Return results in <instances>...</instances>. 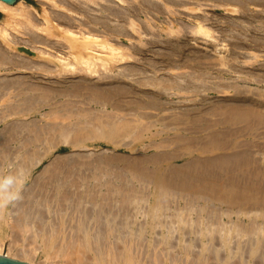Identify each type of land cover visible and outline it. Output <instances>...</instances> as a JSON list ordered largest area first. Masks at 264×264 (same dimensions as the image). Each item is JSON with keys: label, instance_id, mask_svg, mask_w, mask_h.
<instances>
[{"label": "bare ground", "instance_id": "obj_1", "mask_svg": "<svg viewBox=\"0 0 264 264\" xmlns=\"http://www.w3.org/2000/svg\"><path fill=\"white\" fill-rule=\"evenodd\" d=\"M37 1H42L45 4L49 3L51 4L49 6H53L55 9L59 8L58 10H61L63 14L58 13L59 11L55 12L53 7L54 12L49 14L53 16L55 21H59L57 23L51 21L50 17L47 16L48 11H46L49 6L45 8V4H40L43 18L38 17L41 22L38 23L37 21L35 24L33 17L37 12L33 7L26 5L8 6L0 1V12L3 14L0 19L2 23H0V74L2 72L7 74L12 70L20 71L22 74L12 79H9L7 75L5 77L4 75L3 77L0 76V102L1 99L4 102L0 106V123L9 117L27 118L30 116L27 121H23L24 119L19 121L14 119L12 121V119L11 122L3 123L4 125L1 127L0 179L15 176L23 180L33 167L39 165L47 154L60 145L77 149V156L74 154L75 156L68 155L55 159L53 157V160H48L50 163L47 167L43 165L45 168L40 172L38 171L39 174L36 177L32 175L30 185L24 191L22 190V198L6 208L0 209V257L36 264L33 257L39 250L40 262L38 261L37 264H57L55 263L56 260L60 264H264V222L253 221L251 225L248 226V223L247 226H244L239 224L240 220L235 217L236 220L233 219L229 223H223L222 219L226 215L223 213L224 210L220 213L216 207H211L208 211L209 208L206 206V202L197 199V197L196 199L186 200L185 204L183 206L179 205L178 208L165 206V203L157 198L158 196L152 201H148V198L143 196L148 192L147 185L149 183L147 184L143 177L137 179V177H140L136 175L138 174L136 172L138 166L131 167L133 173H136L134 177V174L128 175L129 173L121 170L119 164L117 167L115 165V158L117 157L113 156L112 158L109 154L105 155L104 150L96 155L78 153L80 150L85 152L89 146L100 142L111 144L114 148L122 147L131 151L139 150L144 139L142 133L143 131L149 133L148 129H151L149 133L151 136L155 134L160 136L165 134L164 132H188L187 128L177 127L179 123L176 126L174 124L170 126L164 122L165 118L153 119L154 122H149L152 120H150L151 114L148 113L150 110L147 109L152 111V108L155 107L153 108L155 112L168 114L167 110V112L164 111L167 109L164 105L169 106V101L160 104V101L165 99L166 96L170 97L181 92L189 94V89L198 92L203 88L205 92L203 73L206 72H201V74L198 72L201 67L197 66L198 68L194 69L197 71L196 75L194 72L189 75H176L171 79L159 81V78L150 77L149 73H146L148 67L153 70L156 69L155 61L149 59L147 53L151 52L152 54L151 49L154 50V48L168 42H175L173 44L178 50L184 46L180 43L183 38L186 40L187 34L190 38V41L187 40L189 43L201 40V45L206 46L205 48L210 47L218 54L224 53L226 51L222 47L223 41L222 44H219L218 37L227 36L226 34H229L230 29L241 34L242 24H247L244 28L252 35L253 32L251 28L249 30V27L264 31L262 26L255 25V21L258 24L263 23L259 21V18H255L257 19L255 20L252 16L253 19L251 20L249 17L253 13L246 17L247 15L244 12L249 5L258 7L259 10L264 9V0ZM201 3H211L209 6L222 8L230 16L239 15L236 16V19L234 18L235 22H232V24L226 22L227 24L224 27L219 28L216 26L218 20H212L215 16L211 19V16L210 18L207 17L208 14L205 15L204 12L199 14L201 7H203ZM190 4H193V7H190L192 6ZM92 5L98 8V16L89 13L94 11L91 8ZM254 7L253 9H255ZM176 9H185L189 13L186 17H181L178 14L180 12ZM93 13L96 14V10ZM87 14L91 17H88ZM72 15L74 17L75 15L82 16L86 21L84 23L79 21L75 26L74 22L78 20L74 18L75 21H73ZM84 24L100 26V29L103 28L104 32L100 30L102 35H100V32L96 34L98 30H87L86 27L84 29ZM241 27L242 29H240ZM212 29L217 30L216 32L220 33V36L214 37ZM226 30H228L227 33ZM261 33L264 34V32ZM134 34L139 38L143 35L148 37L147 42L142 43L139 38L137 41L135 40L136 43L131 42L134 39ZM262 35L258 36L262 38ZM247 36L244 38L249 39ZM229 37L231 38V35ZM177 41L180 43L178 42V44ZM236 41L239 42L240 40ZM244 42L246 41L244 40ZM244 42L242 47L239 46L243 52V49H246L245 51L251 53L254 51L259 52L258 54L260 52L264 53V44L260 45L261 40L259 46L257 45L259 48L251 45L245 48L243 47ZM21 45L30 47L36 53V60L21 54L18 51V46ZM143 48L149 49L144 51ZM176 50L173 51L176 52ZM169 51H172V49ZM180 51H183V49ZM189 53L192 54V52ZM233 53L230 59L232 63L233 59L236 63H234L235 67L231 70L236 76L234 79L230 78L232 82L227 83V86L216 85L211 87V90L214 91L217 87L219 91L215 90V92H219L218 94L225 95L227 93V96L230 95L232 102L229 105L226 104L228 107L224 109L217 108V111L219 114L220 111L221 113L222 111L225 112L223 116L227 117L230 124L235 125L233 132L238 137L251 138L248 140L249 143L246 146L244 145L245 149L242 152L235 156L232 155V159L236 163L247 165L255 162L251 150L254 149L257 152L264 153V141L257 143L252 140V137L256 138L258 136L260 130H263L261 136L264 139V64H256L255 67L252 64L250 65V63H253L252 60L259 57L258 54L251 56L250 53L249 56L251 57L248 56L249 61L244 60L245 64L249 63L247 65L253 68L245 71L242 66L244 62L240 64V61H237L239 53H237L238 55H233ZM244 53H242L243 56ZM205 56L207 57V55L199 52L195 59ZM180 60L182 59L180 58ZM180 60L178 64L181 67V62L184 60L181 62ZM196 60L195 63L198 62ZM228 62L230 60L225 61L221 58L218 67L221 65L224 66L223 68L225 66L232 68L231 63ZM158 65H161L160 61ZM173 66L171 65V67ZM195 66H192V68ZM202 68L205 70L204 67ZM26 71L30 73H26ZM246 77L252 79L251 82L256 84L255 88L251 89L246 86L248 81ZM206 83L205 85H210V83ZM137 86L145 89H139ZM146 88L153 89L151 90L153 92L151 96L145 93V90H148ZM170 90L172 93L168 94ZM183 95L182 97H186L185 94ZM179 96L181 97V95ZM170 101L172 104L174 103V101ZM189 102L192 101L189 100ZM196 105L200 107L197 103ZM169 108L171 110V107ZM205 111L203 110V112ZM203 116L207 117L206 114ZM182 118L186 119V117ZM215 118L217 119V117ZM193 119L194 121L197 120L195 117ZM193 119H191L192 124ZM57 120L59 122H55ZM143 120H146V122L144 121L145 124L141 122ZM64 121L68 122L65 123ZM193 131L195 133V130ZM167 137L163 138L167 139ZM155 143L151 141L147 147H160L159 144ZM10 145L15 147L12 148ZM142 146L140 149L144 148ZM147 147L145 146V148ZM211 147L212 149L215 148L213 145ZM215 160L217 162L219 159ZM144 161L142 162L144 163ZM6 166L7 168L12 167L13 172L3 176V170ZM132 177L136 178L139 186L134 184L136 182L132 183L133 180L136 181ZM145 177L147 178V176ZM151 184L154 185L152 182ZM170 186L172 185L169 184ZM138 188H140L139 191ZM165 199L166 197L164 202ZM243 213L242 216L245 215ZM157 227L161 230L157 231ZM6 239H10L8 244ZM24 244L32 245V250L30 249L31 251L28 250V252L25 251L26 249L21 251L20 249L17 250V247V249L13 248L14 246H20L22 249ZM5 245L8 247L6 248Z\"/></svg>", "mask_w": 264, "mask_h": 264}, {"label": "rangeland", "instance_id": "obj_2", "mask_svg": "<svg viewBox=\"0 0 264 264\" xmlns=\"http://www.w3.org/2000/svg\"><path fill=\"white\" fill-rule=\"evenodd\" d=\"M109 1H111V0H109ZM113 1V0H112ZM41 2V3H40ZM37 4H38V7H39V9L38 8H34L35 10H36V14L34 15V19L36 20H34V22H35V24L37 23V21H38V23L39 22H41V19L43 18L42 16V12L40 11L41 10V6H40V4H42V5H44L45 3H43L42 1H37ZM47 4V5H46ZM45 5H44V7L46 8L47 6H49V5H51V4H49V3H46ZM101 4H102V2H101ZM202 4V6L203 7H201L202 9H201V12H199V14H201L202 12H204V14L206 15V14H208L207 15V17H209L210 18V16H211V19L213 18V16H215L212 20L213 21H217V22H215V23H217V27H224L225 26V24H227V23H231L232 24V22H235L234 21V18L236 19V16L238 17V15L239 14H235L234 16H230V15H228V13H227V11H224L222 8H218V7H215V6H209V5H211V3H201ZM207 4V5H206ZM103 5H104V2H103ZM190 5H192V6H190V7H193V4H190ZM206 5V6H205ZM50 7V8H49ZM48 8H46V11H48L47 12V16L48 17H50V19H51V21L52 22H54V23H57L58 21H55V19H53V16L52 15H49L51 12H58L59 10V8H57V9H55L53 6H49ZM54 8V11H53V8ZM253 7L254 6H252L251 7V5H249V6H247L246 8H245V10H244V12H245V15H247L246 17H249L250 15H251V13H253L250 17H249V19H255V18H259L260 20L259 21H262L263 23H259L258 24V22L257 21H255V20H257V19H255L254 21L256 22L255 23V25L256 26H262V30H264V11H262V10H264V9H257L258 7H254L255 9H253ZM91 8L94 10L93 12H95V10H96V12L98 13V8L97 7H95V6H91ZM91 8H90V11H91ZM96 8V9H95ZM48 9H50V10H48ZM52 9V10H51ZM181 9V8H180ZM180 9H176V10H178V12H180V13H178V14H180L181 15V17H186L187 16V14L189 13V12H186V10L185 9H183V10H180ZM204 10V11H203ZM248 10V11H247ZM251 10V11H250ZM258 11L257 13H256V11ZM61 11V10H60ZM58 12V13H62V11L61 12ZM181 11H183V13H181ZM255 11V12H254ZM92 11L91 12H89V13H92V14H94V15H96V16H98L99 15V13L97 14H95V13H93ZM186 12V13H185ZM205 12H207V13H205ZM239 12H240V10H239ZM263 12V13H262ZM41 13V14H40ZM247 13V14H246ZM38 14V15H37ZM63 14V13H62ZM177 14V13H176ZM261 14H263V15H261ZM42 15V16H41ZM227 15V16H226ZM259 15V16H258ZM35 16H37V17H35ZM87 16L88 17H91V15H89V14H87ZM226 16V17H225ZM252 16H253V18H252ZM255 16H257V17H255ZM261 16V17H260ZM3 17V14L0 12V19ZM38 17H42L41 19L40 18H38ZM72 17H73V21H75V20H78L77 22H74V25L75 26H77V24H78V22L79 21H81V22H85L86 20L82 17V16H76L75 15V17H74V15H72ZM225 17V18H224ZM230 19H229V18ZM232 17V18H231ZM38 18V19H37ZM74 18H75V20H74ZM82 18V19H81ZM225 19V21H224V19ZM217 19V20H216ZM229 19V20H228ZM84 20V21H83ZM221 20H222V22H221ZM226 20H228V21H226ZM231 20V21H230ZM220 22V23H219ZM227 22V23H226ZM114 24V23H113ZM222 24V25H221ZM261 24V25H260ZM56 25V24H55ZM85 26H84V29H86L87 28V30L88 29H90V30H98L97 32H96V34H99V32H100V35H102V32H104L103 31V28H101L100 29V26L98 27V26H95V25H93V24H88V25H86V24H84ZM90 25V26H89ZM219 25H221V26H219ZM235 25V24H234ZM243 25V26H242ZM241 26L243 27V30H241V34H242V37H241V34H238V33H236L235 31H233V30H226V33H227V31L229 32V34L231 35V38L229 37L230 35L227 33H224V34H226L227 36H228V38H226L227 36H224V37H218V42H219V44H222L223 46V48L225 49V51L226 52H224V53H215L213 50H211V48L210 47H207V48H205L206 46H202L201 45V40H197V42L195 41H192L191 43H189V34H187L186 36V40H185V38H183V40H182V42L180 43L179 41H177V43L179 42L181 45H184V46H186V47H184V46H182L181 48H179L178 50H176V48H175V45L173 44V43H175V42H171L172 43V45H171V43L170 42H168L167 44H164V45H162V46H160V47H156V48H154V50L153 49H151L152 51H153V53L151 54V52L149 53H147V57L150 59H152L153 61H155V63L157 64V66H156V64H155V67H156V69H152V68H146V73L151 77H157V78H159L158 80L160 81V80H167L168 78L169 79H171V78H173V76L175 77L176 75H179V76H181V75H189V74H191V73H194L195 75H196V72L197 71H195L194 69H197L199 66L201 67L200 69L201 70H199L198 72H206V73H203V77H204V88L206 87V91L204 92L203 91V88H201V90H199L198 92H196V91H194V90H192V89H189V94L188 93H176V95H171L170 97L169 96H166V101H165V99H163V100H161L160 102V104H164V103H168V101H169V106L167 105V104H165L164 106L167 108V109H165L164 111H168V114L167 113H157V112H155L154 111V109L153 108H155V107H153L152 108V111H151V109H147V110H150V111H148V113H150L151 114V119L150 120H152V121H149V122H154V120L155 119H161V118H165L164 119V122H166L167 124H169L170 126L172 125V124H174L175 126L176 125H178V123H179V125L177 126V127H180V128H187L188 129V132H183V133H174V132H164L165 134H163V135H149V133H150V130L151 129H148V132L149 133H147V132H145V131H143V133H142V135L144 136V139L142 140V145H140V147L142 146V148L143 149H140V147H139V150H134V151H131V150H129V149H127V148H122V147H118V148H114V147H112V145L111 144H104L103 142H100V143H94L92 146H89L88 147V149H86L85 150V152H83V151H78V153H80V154H82L83 155V153H90V154H94V155H96V154H98V153H100L101 151L103 152V150L105 151V155L107 154H109V156L110 157H112L113 158V156H115V157H117V158H115L116 160H115V165L117 166L118 164V166L120 167V169L121 170H123V171H126V173H129L128 175H132V174H134L133 173V170L131 169V167L132 166H138V171H136V172H138V174H136L137 176H140V177H137V179H139V178H142L143 177V179L144 180H146V182H147V193H146V195L145 194H143V195H145V196H143V197H145V198H148V201H152V199H154V198H156L157 196V198H160L161 199V202H163V203H165L164 205L165 206H169V207H171V208H178V206L179 205H181V206H183V204H185V201L186 200H189V199H191V198H194V199H196V197H197V199H201V201H203V202H206V206L209 208L208 209V211L210 210V208L211 207H216L218 210H219V212L221 211V212H223V210H224V212L223 213H225L226 215V218H225V216L223 217V219H222V222L223 223H229L230 222V220H236L235 219V217L236 218H238L240 221H239V224H242V225H244V226H247V224H248V226L249 225H251L252 224V222L253 221H256V222H264V194H263V192H264V179H262V178H264V153H261V152H257V151H255L254 149L253 150H251V155H253L252 157L254 158V160H255V162H251V164H247V165H239L238 163H236L233 159H232V157L233 156H235L236 154H238L239 152H242L244 149H245V147H244V145L246 146L247 145V143H249V141L248 140H250L251 138H249V137H245V136H239L238 137V135L237 134H235V132H233V128H235V125H232V123L230 124V122L229 121H227V117H224L223 115H224V111H222V113H221V111H220V114L218 113V111H217V108H222V109H224V108H227L228 106L227 105H229L231 102H232V99H231V97H229L230 95H228L227 96V93L224 95V94H222V93H220V94H218L219 92H215V90H217V91H219V88L217 89V87L215 88V90L213 91V90H211L212 88L211 87H214V86H218V85H225V86H227L228 84H229V82H232V79H234V77L236 76L235 75V73H233V70H231V69H233V67H235V65H234V63H236V62H234V59H233V63H232V61H231V59L230 58H232V53H233V55H238L237 53H239V59H243V60H237V61H240V64L242 63V62H244V64L242 65L243 66V68H245L244 70L246 71V70H250L249 68H253V67H255V65L256 64H264V57H262V56H264V53L263 52H260V54H258L259 52H253V53H251V52H249V51H245L246 49H243L244 50V52L242 51V49H240L239 48V46H241L242 47V43L244 42V40L246 41V42H244V46L243 47H248V45H251V46H256L257 48H259L258 46H259V44H260V40H261V46L264 44L263 42H264V34L263 33H261V32H264V31H259V30H254V28L252 29V27H249V30H250V28H251V30H252V32H253V35H252V33L250 34V32H248V31H246V29L244 28L245 27V25H247V24H242ZM88 26V27H87ZM94 26V27H93ZM86 27V28H85ZM96 27V28H95ZM242 27L240 28V29H242ZM222 29V28H221ZM225 29V28H224ZM223 29V30H224ZM60 30V29H59ZM58 30V31H59ZM102 32H101V31ZM213 30V32H214V37H217V35L218 36H220V33H218V32H216L217 30H215V29H212ZM61 31V30H60ZM244 32V33H243ZM255 32H257L256 33V35H254L255 34ZM246 33V34H245ZM248 33H249V35H248ZM259 33V34H258ZM233 34H234V36H233ZM240 35V36H238V35ZM245 36H244V35ZM262 35V38H261V36H258V35ZM135 36H133V41L131 40V42H135L136 43V41L138 40V36L136 35V34H134ZM249 37H248V36ZM252 35V36H251ZM223 36V35H222ZM247 36V38H249V39H246V38H244V37H246ZM255 36V37H254ZM234 37H237V38H234ZM137 38V39H136ZM232 38H233V40H232ZM239 38V39H238ZM258 38V39H257ZM261 38V39H260ZM139 39H141V42L142 43H145V42H147V40H148V37H144V35L143 36H141V38H139ZM224 39V40H223ZM244 39V40H243ZM252 39V40H251ZM253 39H256V40H254L253 41ZM136 40V41H135ZM185 40V41H184ZM187 40H189V41H187ZM236 40H240L239 42L238 41H236ZM184 41V42H183ZM187 41V42H186ZM223 41V42H222ZM236 41V42H235ZM251 41V42H250ZM55 42H57V43H59L58 41H56L55 40ZM222 42V43H221ZM237 42H238V44H237ZM257 42V43H256ZM134 43V44H135ZM178 43V44H179ZM184 43V44H183ZM235 43V44H234ZM247 43V44H246ZM253 45H252V44ZM256 43V44H255ZM240 44V45H239ZM246 44V45H245ZM167 45V46H166ZM226 45V46H225ZM238 47V48H235L236 46ZM258 45V46H257ZM170 46V47H169ZM173 46V47H172ZM234 46V47H233ZM138 47H140V46H138ZM162 47V48H161ZM165 47V48H164ZM184 47V48H183ZM189 47H190V49H189ZM225 47H227V48H225ZM194 50H192V49ZM203 48V49H202ZM205 48V49H204ZM228 48H229V50H228ZM144 49V51H146V49H149V48H143ZM164 49V50H163ZM167 49V50H166ZM172 49V51H169V50H171ZM183 49V51H180V50H182ZM187 49V50H186ZM223 49V50H224ZM233 51H232V50ZM236 49V50H235ZM242 51V53H244L245 55H246V57L244 58V56L242 55V53H241V51ZM160 52H159V51ZM163 50V51H162ZM173 50H176V52L175 51H173ZM185 50V51H184ZM196 50V51H195ZM197 50H198V52H197ZM235 50V51H234ZM239 50V51H238ZM18 51L21 53V54H24L25 56H27V57H29L30 59H33V60H36V53L30 48V47H28V46H25V45H21V46H18ZM162 51V52H161ZM232 51V52H231ZM238 51V52H237ZM173 52V54H171ZM189 52H192V54L191 53H189ZM203 53V54H205V55H207V57L205 58V57H203V58H197V60L195 59L196 57H197V53ZM222 52V51H221ZM229 52H231V53H229ZM246 52H248V53H246ZM174 53H175V55H174ZM178 53H180V54H178ZM236 53V54H235ZM241 53V54H240ZM252 54L251 56H253V55H257V56H259L258 58H260V59H256V60H252V62L254 63H250V65L252 64V66H250V65H247V64H249V63H246L245 64V60L246 61H249V58L251 57V56H249V54ZM156 54V55H155ZM184 54V59H183V57H182V55ZM159 55V56H158ZM170 55V56H169ZM180 55V56H179ZM191 55V56H190ZM196 55V56H195ZM215 55V56H214ZM223 55H224V57H223ZM242 55V56H241ZM158 56V57H157ZM176 56V57H175ZM178 56V57H177ZM185 56H187V57H185ZM188 56H190V57H188ZM193 56V58H191ZM228 56H230V57H228ZM248 56H249V58H248ZM160 57H161V59H160ZM209 57V58H208ZM216 57V58H215ZM220 57V58H219ZM228 57V58H227ZM241 57V58H240ZM138 58V57H137ZM170 58V59H169ZM180 58L182 59V60H184V61H182V60H180ZM188 58V59H187ZM191 60H190V59ZM221 58L222 59H224L225 61H229L230 60V62H228L229 64L231 63V65H232V68H228L227 66H225V68H223L224 66H221L220 65V67H218L219 66V61L221 60ZM226 58V59H225ZM174 59V60H173ZM177 59V60H176ZM180 60V62L182 63L181 64V67H180V65L178 64V61ZM187 61H186V60ZM196 61H198L197 63L198 64H200V65H198L197 63H195V60ZM204 59V60H203ZM245 59V60H244ZM248 59V60H247ZM157 60H158V62H157ZM163 61V63H162V61ZM212 60V61H211ZM215 60H216V62H215ZM261 60V61H260ZM159 61H160V64L161 65H158L159 64ZM166 61H167V63H166ZM174 61V62H173ZM199 61H201V62H199ZM206 61H209V62H206ZM215 62V64H218L217 66L214 64V62ZM251 61V60H250ZM258 61V62H257ZM187 62H190V63H188V64H190V65H188L187 64ZM203 62V63H202ZM206 62V63H205ZM212 62V63H211ZM259 62H261V63H259ZM174 63H176V64H174ZM183 63H184V65H183ZM205 63V64H204ZM166 64H168L167 66H165ZM186 64V65H185ZM213 64V65H212ZM171 65L173 66V67H171ZM183 65V66H182ZM196 65V66H195ZM212 65V66H211ZM234 65V66H233ZM165 66V67H164ZM176 66H177V68H176ZM184 66H185V68H184ZM188 66V67H187ZM192 66H195V67H193L192 68ZM198 66V67H197ZM159 67H161L162 68V70H161V68H159ZM164 67V68H163ZM168 67V68H167ZM170 67V68H169ZM180 67V68H179ZM202 67H204V69L205 70H203V68ZM206 67H208V68H206ZM173 70H172V69ZM184 68V69H183ZM115 69V68H114ZM152 69V70H151ZM183 69V70H182ZM228 69V70H227ZM165 70V71H164ZM167 70V71H166ZM182 70V71H181ZM231 70V71H230ZM149 71V72H148ZM156 71H158V72H156ZM184 71V72H183ZM190 71V72H189ZM220 71V72H219ZM226 71V72H225ZM152 72H154V73H152ZM162 72V73H161ZM168 72V73H167ZM183 74H182V73ZM24 73V72H23ZM26 73H30V72H27L26 71ZM158 73V74H157ZM168 75H167V74ZM160 74V75H159ZM162 74H163V76H162ZM202 74V73H201ZM201 74H199V75H201ZM205 74V75H204ZM207 74V75H206ZM3 75H4V77L7 75V77L9 78V79H12V78H15L16 76H19V75H22L21 73H20V71H16V70H12V71H10V72H8L7 74H6V72H2L1 74H0V76L1 77H3ZM159 76V77H158ZM161 76V77H160ZM166 76H168V77H166ZM21 77V76H20ZM206 77V78H205ZM220 77V78H219ZM223 78L225 79L224 81H223ZM230 78H232V79H230ZM245 78V77H244ZM209 79V81H207ZM246 79L248 80H246L247 82V84H246V86H249V88H255L256 86V84L254 83V82H251V80H250V78L249 77H246ZM217 80V81H216ZM218 80H220V81H218ZM227 80H229V81H227ZM231 80V81H230ZM214 81V82H213ZM242 81V80H241ZM241 81H239V82H241ZM206 82H208V83H210V87L208 86V85H205V84H207ZM211 82H212V84H211ZM221 84H220V83ZM228 83V84H227ZM260 85V84H259ZM208 86V87H207ZM263 86H264V83H263ZM139 89H145L144 87H140V86H137ZM210 88V89H209ZM146 89H148V90H145L146 92L145 93H147L148 95L150 94V96H151V93H153V92H151V90H153V89H150V88H146ZM208 90V91H207ZM149 93H148V92ZM203 91V92H202ZM230 91V90H229ZM169 93L168 94H170V93H172V91L170 90V91H168ZM191 92H193L192 93V95H191ZM203 93H204V95H203ZM183 94H185L186 95V97H182V96H184ZM197 94V95H196ZM218 94V95H217ZM231 94V93H230ZM179 95H181V97L179 96ZM202 95V96H201ZM214 96H216V97H214ZM225 96V97H224ZM177 97V98H176ZM195 99H194V98ZM199 98V99H197V98ZM200 97H201V99H200ZM206 97H207V100H206ZM218 97V98H217ZM221 97V98H220ZM224 97V98H223ZM168 98V99H167ZM188 98H190V99H188ZM203 98V99H202ZM212 98V99H211ZM186 99V100H185ZM209 99V100H208ZM230 101H229V100ZM3 99H1V102H0V106L1 105H3L4 104V102L2 101ZM11 100V99H10ZM170 100H172V101H174V103L172 104V102L170 101ZM179 101L178 103H179V105L177 104V101ZM185 100V101H184ZM189 100L190 101H192V102H189ZM199 100V101H198ZM201 100V101H200ZM164 101V102H163ZM181 101H183L182 102V104H181ZM203 101V102H202ZM204 101H205V103H204ZM226 101V102H225ZM6 102V101H5ZM176 102V103H175ZM195 102V103H194ZM217 102V103H216ZM196 103L200 106V107H198L197 105H196ZM200 103V104H199ZM177 104V105H176ZM194 104V105H193ZM227 104V105H226ZM181 105H183V106H181ZM204 105V106H203ZM153 106V105H152ZM151 106V107H152ZM174 106H176V107H174ZM193 106V107H192ZM169 107H171V110H170V108ZM197 109H196V108ZM207 107H209V108H207ZM169 108V109H168ZM173 108H175V109H173ZM179 108H181V109H179ZM193 108H194V110H193ZM214 108V109H213ZM216 108V109H215ZM179 109V110H178ZM187 109H189V110H187ZM191 109V110H190ZM196 109V110H195ZM146 110V111H147ZM184 110V111H183ZM203 110L206 112H203ZM154 111V112H153ZM166 111V112H167ZM177 111V112H176ZM185 111H187L186 112V114H185ZM179 112V113H178ZM181 112V113H180ZM184 112V113H183ZM191 112V113H190ZM193 112V113H192ZM201 112V113H200ZM211 112V113H210ZM218 113L217 115H216V113ZM152 113H153V115H154V113H155V115L153 116L152 115ZM175 113V114H174ZM206 114V116L207 117H204L203 115H205ZM207 113H208V115H207ZM210 113V114H209ZM158 114V115H157ZM172 114V115H171ZM179 114V115H178ZM182 114H183V116H182ZM194 114V115H193ZM164 115V116H163ZM167 115V116H166ZM189 115V116H188ZM201 115V116H200ZM211 117H210V116ZM161 116V117H160ZM166 116V117H165ZM177 116V117H176ZM195 117V119H199L198 121L197 120H195L194 121V117ZM197 116H199L200 118H198ZM214 116V117H213ZM221 116V117H220ZM157 117V118H156ZM174 117H175V119H174ZM182 117H186V119L185 118H182ZM215 117H217V119L215 118ZM218 117H219V120H218ZM30 118V116H28L27 118H21V117H9V118H7L4 122H2V123H0V131H1V127H3V123H5V122H11L10 120H12V121H14V119H16V121H19V120H23V121H27L28 119ZM170 120V122H169V120ZM180 118V119H179ZM190 118V119H189ZM202 118V119H201ZM223 118V119H222ZM226 118V119H225ZM39 119V118H38ZM154 119V120H153ZM167 119V120H166ZM179 119V120H178ZM185 121H184V120ZM191 119H193V124H192V120ZM204 119V120H203ZM214 120H215V122H214ZM221 120H223V121H221ZM136 121H137V119H136ZM146 122V120H143V121H141L143 124H145V122ZM186 121H187V125H186ZM189 121H191V122H189ZM206 123V124H204L203 125V123ZM220 121V122H219ZM227 121V122H226ZM55 122H59L58 120L57 121H55ZM65 123H67L68 121H64ZM197 122V123H196ZM158 123V122H157ZM200 123V124H199ZM210 123H212V124H210ZM184 124H185V126H184ZM196 124V125H195ZM207 124H209L208 125V127H207ZM216 124V125H215ZM224 124V125H223ZM191 125H193L192 127H191ZM198 125V126H197ZM201 125V126H200ZM143 126V125H142ZM141 126V127H142ZM173 126V125H172ZM195 126V127H194ZM213 126V127H212ZM144 127V126H143ZM189 127H190V129L192 130H190L189 129ZM194 127V128H193ZM206 129V130H205ZM193 130H195V133H194V131ZM202 130H203V132H202ZM205 130V131H204ZM216 130V131H215ZM136 132H137V130H135ZM134 131V132H135ZM140 131V130H139ZM189 131H191V132H189ZM201 131V132H200ZM145 132V133H144ZM193 132V133H192ZM197 132H199V133H197ZM208 132V133H207ZM262 132H263V130H260L259 132H258V136L255 138H253L252 137V140H254L255 142H257V143H262L263 141H264V139H263V136H261L262 135ZM175 134V135H174ZM179 136H178V135ZM214 134V135H213ZM235 134V135H234ZM260 134V135H259ZM170 135V136H169ZM175 136V138H174V136ZM177 135V136H176ZM168 136V137H167ZM188 136V137H187ZM219 136H221V137H219ZM226 136V137H225ZM233 136V137H232ZM163 137H167V139L166 138H163ZM170 137V138H169ZM198 137V138H197ZM213 137V138H212ZM238 137V138H237ZM163 138V139H162ZM169 138V139H168ZM171 138H173V139H171ZM179 141H178V140ZM181 139H182V141H181ZM217 139V140H216ZM218 139H220V140H218ZM160 140V141H159ZM166 140V141H165ZM190 140V141H189ZM151 141L153 142H156L155 144H159V146L160 147H158V148H151V147H147V146H149V142L151 143ZM157 141H158V143H157ZM244 141V142H243ZM160 142V143H159ZM175 144H173V143ZM184 142V143H183ZM187 142V143H186ZM214 142H215V145H214ZM220 142V143H219ZM171 143V144H170ZM202 143V144H201ZM246 143V144H245ZM145 144H147V145H145ZM160 144H162V145H160ZM165 144V145H164ZM177 144H178V146H177ZM182 144V145H181ZM186 144V146H184ZM169 145V146H168ZM174 145V146H173ZM190 147H189V146ZM191 145H192V147H191ZM215 146V148H217V149H215V148H213L212 149V147L211 146ZM223 147H222V146ZM12 148L13 147H15L14 145H10ZM145 146L147 147V148H145ZM162 146V147H161ZM168 146V147H167ZM177 146V147H176ZM180 146V147H179ZM182 146V147H181ZM221 146V147H220ZM187 147V148H186ZM209 147V148H208ZM90 148V149H89ZM182 148V149H181ZM194 148V149H193ZM145 149H147V150H145ZM157 149V150H156ZM173 149V150H172ZM175 149V150H174ZM113 150V151H112ZM161 150V151H160ZM75 151V152H74ZM190 151V152H189ZM252 151H254V152H252ZM73 152V153H72ZM112 152V153H111ZM72 153V154H71ZM118 153V154H117ZM138 153H139V156H140V158H139V156H138ZM154 153V154H153ZM77 154V149H72V148H69V147H67V146H65V145H60L59 147H57L54 151H52V152H50L49 154H47L45 157H44V159H43V161L39 164V165H37V166H35V167H33L32 168V170H31V172H29L28 173V176L26 177V178H23V188H22V190L24 191L26 188H27V186H29L30 185V180L33 178V176L32 175H34V177H36L38 174H39V172L43 169V168H45V167H47L48 166V164L50 163L49 161H51V160H53L52 158L54 157V159L55 158H61V157H64V156H68V155H71V156H75V155ZM133 154H135V155H133ZM174 154V155H173ZM84 155H86V154H84ZM133 155V156H132ZM147 155V156H146ZM212 155V156H211ZM233 155V156H232ZM58 156V157H57ZM77 156V155H76ZM90 156V155H89ZM122 156V157H121ZM181 156V157H180ZM222 156H224L223 158H222ZM125 157V158H124ZM209 157V158H208ZM151 158V159H150ZM140 159V160H139ZM150 159V160H149ZM214 159V160H213ZM215 159H219L217 162H216V160ZM49 160V161H48ZM139 160V161H138ZM145 160V161H144ZM155 162H154V161ZM159 160V161H158ZM186 160V161H185ZM142 161H144V163L142 162ZM230 161V162H229ZM145 162H146V165H145ZM215 164H214V163ZM228 162V163H227ZM258 162V163H257ZM149 163V164H148ZM261 163V164H260ZM263 163V164H262ZM134 164V165H133ZM143 164V165H142ZM154 164V165H153ZM202 164V165H201ZM207 164V165H206ZM217 164V165H216ZM45 167H44V166ZM146 166V168H145V166ZM148 165V166H147ZM204 165V166H203ZM235 165H236V167H235ZM117 166V167H118ZM238 166V167H237ZM255 166V167H254ZM166 167V168H165ZM170 167V168H169ZM235 167V168H234ZM253 167H254V169H253ZM7 166L5 167V169L3 170V176H7V175H9V173H11V172H13L12 170V167H8L7 169ZM261 168V169H260ZM40 169V170H39ZM140 169V170H139ZM144 169V170H143ZM146 169V170H145ZM203 169V170H202ZM225 169V170H224ZM256 169V170H255ZM10 170V171H9ZM7 173H6V172ZM39 171V172H38ZM128 171V172H127ZM155 171V172H154ZM162 171V172H161ZM247 171H248V173H247ZM263 171V172H262ZM35 172H37V173H35ZM141 172V173H140ZM190 172V173H189ZM242 172V173H241ZM261 172V173H260ZM144 173H146V174H144ZM182 173V175H180ZM254 173V174H253ZM256 173V174H255ZM5 174V175H4ZM135 174H134V177H135ZM194 174V175H193ZM199 174V175H198ZM216 174V175H215ZM219 174V175H218ZM204 175V176H203ZM206 175V176H205ZM145 176H147V178L145 177ZM189 176H191V177H189ZM198 176V177H197ZM200 176V177H199ZM134 177H132V178H134ZM151 177H153L152 179H151ZM243 177H244V179H243ZM248 177V178H247ZM199 178V179H198ZM135 180H136V178H134ZM197 179V180H196ZM215 179V180H214ZM254 179H255V181H254ZM262 179V180H261ZM158 180V181H157ZM214 180V181H213ZM243 180V181H242ZM182 181V182H181ZM184 181V182H183ZM206 181V182H205ZM233 183H232V182ZM134 182H136V183H134ZM151 182L152 183H154V185L152 186V184H151ZM158 182V183H157ZM162 183V185H160L161 183ZM171 182V183H170ZM234 182H235V184H234ZM29 183V184H28ZM132 183H134L135 185H137V186H139V184H137V180L136 181H132ZM164 183V184H163ZM170 185H172V186H170L169 187V184ZM223 183V184H222ZM233 185H232V184ZM28 184V185H27ZM167 184V185H166ZM227 184V185H226ZM158 185V186H157ZM225 185V186H224ZM231 185V186H230ZM161 188H160V187ZM193 186V187H192ZM232 186H233V189H232ZM235 186V187H234ZM172 187V188H171ZM243 187H245V188H243ZM260 187H262V188H260ZM153 188V189H152ZM251 188V189H250ZM260 188V189H259ZM139 189L140 188H138V191H139ZM172 189V190H171ZM180 190V191H179ZM191 190V191H190ZM219 190V191H218ZM255 190V191H254ZM259 190V191H258ZM22 191V192H23ZM158 191V192H157ZM160 191V192H159ZM167 191V192H166ZM171 191V192H170ZM164 192V193H163ZM166 192V193H165ZM256 192V193H255ZM169 193V194H168ZM165 194V195H164ZM166 194H168V196H166ZM172 194V195H171ZM238 194H239V196H238ZM149 195V196H148ZM164 195V196H163ZM171 195V196H170ZM203 197H202V196ZM245 195V196H244ZM162 196H163V198H162ZM191 196V197H190ZM166 197V199H165V202H164V198ZM171 197V198H170ZM178 197V198H177ZM211 197H213V198H211ZM237 197V198H236ZM245 197V198H244ZM227 198V199H226ZM184 199V200H183ZM168 200V201H167ZM183 201V202H182ZM208 201V202H207ZM167 202V203H166ZM170 202V203H169ZM175 202V203H174ZM210 203V204H209ZM174 204V205H173ZM173 205V206H172ZM177 205V206H176ZM214 205V206H213ZM256 206V207H255ZM225 207V208H224ZM220 208V209H219ZM263 208V209H262ZM234 210V211H233ZM170 212H171V210H170ZM169 212V213H170ZM220 212V213H221ZM230 212H232V213H230ZM233 212H235V213H233ZM237 212V213H236ZM239 212V213H238ZM244 212V213H243ZM167 213V212H166ZM243 213V215L244 216H242L241 214ZM227 214H229V215H227ZM235 214V215H234ZM248 214V215H247ZM261 214H263L262 216H259V215H261ZM237 215V216H236ZM239 215V216H238ZM259 217H258V216ZM229 216V217H228ZM251 216V217H250ZM262 217V218H261ZM230 218V219H229ZM249 218V219H248ZM250 218H251V220H250ZM260 218H261V220H260ZM227 220V221H225V220ZM242 219V220H241ZM229 220V221H228ZM246 221V222H245ZM245 223V224H244ZM156 230L157 231H160L161 229H159V227H157L156 228ZM10 236H11V234H10ZM20 239V238H19ZM7 240V244H8V241L10 240V239H6ZM21 244V243H20ZM25 246V247H24ZM27 246V247H26ZM5 247L7 248L8 246L7 245H5ZM18 249H17V248ZM31 247H32V245H29L28 246V244H24L23 245V247H22V249H21V247L20 246H14L13 248L14 249H17V250H21V251H24L25 249V251H31L32 249H31ZM5 248V249H6ZM24 248V249H23ZM31 249V250H30ZM28 251V252H29ZM40 251L38 250L37 252H36V254L34 255V257H33V260H34V262L37 264V263H39L40 261H39V258H40V253H39ZM39 261V262H38ZM55 263H57V264H60L59 262H58V260H56L55 261Z\"/></svg>", "mask_w": 264, "mask_h": 264}, {"label": "clouds", "instance_id": "obj_3", "mask_svg": "<svg viewBox=\"0 0 264 264\" xmlns=\"http://www.w3.org/2000/svg\"><path fill=\"white\" fill-rule=\"evenodd\" d=\"M23 180L15 176L0 179V209L22 198Z\"/></svg>", "mask_w": 264, "mask_h": 264}, {"label": "water", "instance_id": "obj_4", "mask_svg": "<svg viewBox=\"0 0 264 264\" xmlns=\"http://www.w3.org/2000/svg\"><path fill=\"white\" fill-rule=\"evenodd\" d=\"M6 3L8 6H21L26 5L34 8H38L37 0H0ZM1 23V20H0ZM2 24V23H1ZM0 264H28L21 261L11 260L5 257H0Z\"/></svg>", "mask_w": 264, "mask_h": 264}]
</instances>
